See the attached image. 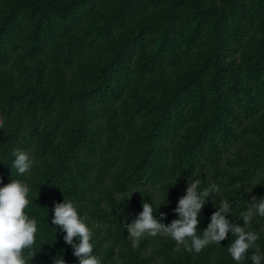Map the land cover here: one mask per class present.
Instances as JSON below:
<instances>
[{"label":"trees","instance_id":"16d2710c","mask_svg":"<svg viewBox=\"0 0 264 264\" xmlns=\"http://www.w3.org/2000/svg\"><path fill=\"white\" fill-rule=\"evenodd\" d=\"M0 118V187L25 183L37 221L30 264H79L52 224L64 199L108 264H237L231 232L200 253L159 235L133 249L123 225L143 202L170 224L188 180L264 197V0H0ZM245 208L226 218L243 227Z\"/></svg>","mask_w":264,"mask_h":264},{"label":"clouds","instance_id":"9594fccd","mask_svg":"<svg viewBox=\"0 0 264 264\" xmlns=\"http://www.w3.org/2000/svg\"><path fill=\"white\" fill-rule=\"evenodd\" d=\"M3 126L4 121L0 118V129H3ZM13 156L15 159L12 167L17 173L19 175L29 173L33 167V160L29 154L17 150L13 152ZM200 184V179L188 180L186 195L179 199L177 207L173 210L178 213L179 218L173 219L167 225L156 218L151 203L143 202V210L136 219L130 224L123 225L127 228L132 248L138 249L141 239L145 237L159 235L173 239L177 245H183L189 252L200 253L210 244L221 245V241L231 232V235L236 237L228 247L232 259L237 264H242L249 250L256 248L251 255V261L252 264H261L264 256L256 246L259 235L247 231L246 226L255 215L264 217V197L260 199L252 197L248 210L241 214L243 227L226 218L232 210L231 205L227 200H221L218 210L211 215V222L201 237L198 234L199 214L213 194L219 196L220 189L213 184L210 188L200 190ZM165 202L166 200L162 204ZM30 203L29 188L22 181L11 179L9 183L0 187V264H30L37 253L31 251L36 244L38 226L37 221L29 218L26 213ZM160 217H166V213L161 212ZM86 219L80 216L78 206L71 200L64 199L62 203H56L54 206L52 224L65 233L63 239L74 249L73 255L79 264H102L101 259L93 255V233ZM26 251L29 252L28 258L25 256ZM53 264H65V261L62 257L56 258Z\"/></svg>","mask_w":264,"mask_h":264},{"label":"rangeland","instance_id":"374dc122","mask_svg":"<svg viewBox=\"0 0 264 264\" xmlns=\"http://www.w3.org/2000/svg\"><path fill=\"white\" fill-rule=\"evenodd\" d=\"M191 57L192 55L188 56L186 60H189ZM253 196H255V194L252 188L243 190V188L235 187L231 191L226 192V193L220 190L219 196H216L215 194H213L208 200L211 202V211L213 212L218 210L221 200H227L230 203V205H233L235 207L237 204L245 206L246 208L243 211H241V214H242L248 210L250 203L252 202ZM246 202H248V204H246ZM238 216H240V214ZM237 218L234 220V222L237 221ZM246 230L257 233L259 235V239L256 241V246L259 248L260 254L264 256V251L262 250L264 247V217L255 215L252 218L250 224L246 226ZM95 240H97V238L92 237V242H94ZM182 246L183 245L176 244L174 250L182 251V248H181ZM108 250H109V247L107 244H105L104 246L101 247L97 255V257L101 259L102 264H108V261L112 260V259L108 260L105 258V255L108 252ZM253 250L256 251V248L255 249L253 248ZM166 258H167V255H164L162 257H154L152 259V263L153 264H166L167 263ZM249 261L252 262L251 257L249 258ZM116 262L117 260L113 262L112 264H116ZM261 264H264V260H262Z\"/></svg>","mask_w":264,"mask_h":264}]
</instances>
